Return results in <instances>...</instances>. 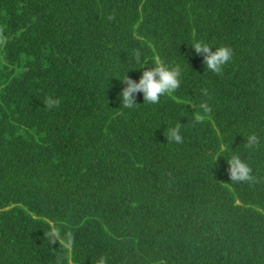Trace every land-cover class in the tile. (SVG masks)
Instances as JSON below:
<instances>
[{"label": "trees", "instance_id": "trees-1", "mask_svg": "<svg viewBox=\"0 0 264 264\" xmlns=\"http://www.w3.org/2000/svg\"><path fill=\"white\" fill-rule=\"evenodd\" d=\"M197 42L232 50L219 75ZM156 60L180 87L125 108ZM101 256L264 264V0H0V264Z\"/></svg>", "mask_w": 264, "mask_h": 264}, {"label": "clouds", "instance_id": "clouds-1", "mask_svg": "<svg viewBox=\"0 0 264 264\" xmlns=\"http://www.w3.org/2000/svg\"><path fill=\"white\" fill-rule=\"evenodd\" d=\"M190 45L196 54H202L204 66L211 73L219 75L223 67L232 59L233 53L229 47L220 46L214 49L211 45L203 42ZM135 63L139 65L142 61L137 57ZM144 67H137L136 69ZM126 72H124L121 79H118L125 85L118 93V98L121 104L127 109H132L137 104L134 102V94L137 92L142 93L143 102L155 104L161 96L173 93L180 87V67H167L160 60H156L153 66L144 70L138 82H133L129 79ZM53 105L54 102L49 101V107ZM166 139L174 141L175 143H181L182 136L180 134V128L178 126L169 128ZM257 142V138L253 135L249 137L248 145L249 147H253ZM227 163L229 166L228 175L231 181L250 179V168L238 156H232L227 160ZM57 235L58 233L53 229L52 236L55 237ZM97 264H107L106 257H99Z\"/></svg>", "mask_w": 264, "mask_h": 264}]
</instances>
